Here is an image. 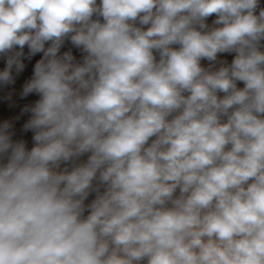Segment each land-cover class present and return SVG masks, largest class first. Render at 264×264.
Segmentation results:
<instances>
[{"label":"clouds","instance_id":"9594fccd","mask_svg":"<svg viewBox=\"0 0 264 264\" xmlns=\"http://www.w3.org/2000/svg\"><path fill=\"white\" fill-rule=\"evenodd\" d=\"M0 64V264H264L262 0H0Z\"/></svg>","mask_w":264,"mask_h":264},{"label":"rangeland","instance_id":"374dc122","mask_svg":"<svg viewBox=\"0 0 264 264\" xmlns=\"http://www.w3.org/2000/svg\"><path fill=\"white\" fill-rule=\"evenodd\" d=\"M209 23H211V19L209 20ZM229 60H231V57H227ZM34 62V61H33ZM203 63L207 64L206 61H204ZM0 66H2V64H0ZM31 71V65H29L28 69L26 70L24 76H22L20 78V80H18L16 88L17 90L20 88L22 81L24 79L25 76H27ZM1 95V94H0ZM36 97H29L26 100H19L17 99V107L15 108H9V119H13L16 115H19V110L20 107H22L25 103H29L30 101H32L33 99H35ZM1 116V115H0ZM5 118V117H4ZM27 115H24L21 117L20 121L16 122V129H17V136L16 139L18 138L19 135H25V140L28 141V146L31 147V133H21L19 131L20 127L22 126V124L27 120Z\"/></svg>","mask_w":264,"mask_h":264},{"label":"crops","instance_id":"0c3cea01","mask_svg":"<svg viewBox=\"0 0 264 264\" xmlns=\"http://www.w3.org/2000/svg\"><path fill=\"white\" fill-rule=\"evenodd\" d=\"M2 96L3 93H0ZM9 107H8V103L4 100H0V122L3 121L4 117L5 118H9V111H8ZM14 139H16V137H14ZM17 139H25V135H19Z\"/></svg>","mask_w":264,"mask_h":264},{"label":"bare ground","instance_id":"6f19581e","mask_svg":"<svg viewBox=\"0 0 264 264\" xmlns=\"http://www.w3.org/2000/svg\"><path fill=\"white\" fill-rule=\"evenodd\" d=\"M262 3H264V0H262ZM38 58V57H37Z\"/></svg>","mask_w":264,"mask_h":264}]
</instances>
